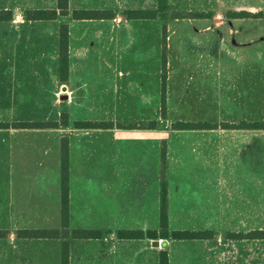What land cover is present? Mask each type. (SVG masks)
Wrapping results in <instances>:
<instances>
[{"label":"crops","instance_id":"1","mask_svg":"<svg viewBox=\"0 0 264 264\" xmlns=\"http://www.w3.org/2000/svg\"><path fill=\"white\" fill-rule=\"evenodd\" d=\"M150 1L69 0L68 15L60 16L61 26L67 25L69 28V73L67 81L62 83L70 84L74 81L69 78L72 73L73 41L75 32L82 23L108 29L103 34L96 33L97 38L105 36L106 33L111 37L126 32L129 38L140 32L144 34L143 27L146 21L148 24L145 26L149 27L150 19H128L125 12L133 10V6L136 10L144 11L143 6L148 7ZM189 2L199 6L247 3L255 5L260 4L261 0ZM48 5H56L57 9V0H0V11L11 13L9 19L0 20V123L10 125L9 128L0 127V232L4 233L0 236V264H62L65 245L68 249L69 264H158L161 251H168L169 264H264V239L260 235L256 236V233L264 231V128L256 126L264 122L261 18L254 15L247 18H229V12L225 15L208 12L207 8H198L200 13L207 15L204 18L187 17L190 22L184 26L190 27V43L193 48L199 46L207 54L215 52L220 55L222 62L218 63L210 57L213 68L216 63V76L220 79L223 71L227 78L233 75L231 80H206L205 98L207 108L211 111L210 123L179 122V126L175 123L170 130L174 131L175 143L182 132L191 135L190 138L197 144L193 148V163L203 166L205 173H190L189 176L183 175V178L175 174L173 179L169 176L168 181L165 174L169 223L173 182V221L176 227L174 232H198L204 236L169 240L148 237L121 239L118 236L121 231L159 232L162 173L157 172L158 165L152 166L155 174L149 179L144 176L136 179V175L125 172L112 175L109 186L102 182L105 176L100 173L94 174L90 183L87 182L88 174L82 166L89 159L98 164L109 160L100 156V144L104 147L107 145L102 142L97 144V140L102 139V136L109 137L111 146H116L119 140L123 143L125 139L149 140L152 141L153 149L158 150L157 153L162 144V149L166 148L167 160L170 156V143L166 139L169 131L159 125L149 128L123 126L113 129H78L70 119L67 126L59 127L62 128L60 134L59 128L47 125L53 122L47 118L41 122L20 119L6 121L7 101H13L15 98L28 101L19 87L22 85L21 80H16L15 77L21 75L25 69H47L48 64L51 69L54 68L52 45L54 23L58 18L29 20L27 16L28 11L48 10ZM76 5H93L91 8L77 10L108 11L112 18L76 19L73 12L77 10L72 12L73 6ZM25 6L29 7L24 9ZM175 20H179V17H175ZM178 26L175 25L181 41V36L185 33L183 27L178 30ZM232 62L234 64H231ZM37 74L35 71L34 82L28 84L33 91L29 100L38 95H45L47 98L48 87L52 98L53 80H50L45 88V80H36ZM76 81L79 83L76 90L78 95H74L77 96L79 106L86 101L89 86L83 80ZM191 83L192 80H187L184 87L183 83H180L181 87L176 86L175 111L180 108L183 94H190L188 85ZM71 93L74 91L71 92L68 86L69 100L72 99ZM11 113L17 115L15 111ZM69 117L71 118L70 113ZM14 123H45L46 126L19 129L11 126ZM26 132L32 134L30 144L36 149L39 157L7 155L8 151L12 153L19 143L15 134L24 135ZM63 139L68 140L69 148L68 237H22L19 235L22 231H53L55 206L58 205L62 213V158L58 173L57 169L49 164L52 159L48 158V154L53 152L54 143L59 141L62 144ZM83 140H89L91 143L88 145V156L83 155ZM40 153L43 155L41 158ZM176 153L177 146L175 155ZM118 161L116 154L112 155L110 162L117 165ZM135 180L141 181L145 188L139 195L134 194L132 181ZM187 180L193 182L192 189L198 186V182L204 187L206 212L221 213L216 219L214 215L209 217L210 221L203 231L188 225V220L193 219L196 210L192 202L187 204L185 198H193L197 193L193 190V196H189L183 190ZM201 182H204V185ZM56 188L59 190L58 196L55 193ZM135 196H140L136 202L125 200ZM183 196L184 199H181ZM77 230L95 231L101 236L91 239L75 238L73 232ZM252 233L253 236H248ZM55 241L60 243V252L57 255ZM163 241H167L166 247L161 245ZM155 242H159V246H154Z\"/></svg>","mask_w":264,"mask_h":264},{"label":"rangeland","instance_id":"2","mask_svg":"<svg viewBox=\"0 0 264 264\" xmlns=\"http://www.w3.org/2000/svg\"><path fill=\"white\" fill-rule=\"evenodd\" d=\"M159 0H151L149 6L144 5V11H155L156 18L150 19L149 27L146 28L147 21L143 27L144 34H133L129 38L124 32L115 34L113 36L96 37V33L107 32L108 29L90 23H82L75 32V39L73 41L72 53V73L69 75L72 83L63 84L60 80L59 64H58V33L62 24V17H58V21L54 24V68L51 69L47 65L44 69H25L22 70L21 75L15 77L16 80H21V92L28 101L18 100L15 98L13 101H7L5 119L18 121L32 120L34 122L46 121V118L53 122L63 123L67 120L68 124L70 119L75 122H113L120 126L129 127H157L161 126L167 134V141L170 148V156L167 157L165 174L172 179L175 174L188 175L190 173L204 174L205 169L203 166L195 165L193 163V148L197 145L190 137V134H179V140L175 143V134L172 130L175 123L180 125L179 122H194L206 123L211 122V111L207 108L206 100V80H228L231 77H225L223 71L221 78L216 76V63L213 68L210 64V57H213L217 63L222 59L220 55L215 52L206 53L201 47H192L190 43V27H184L190 21L187 17L193 14H200L198 8L209 10L208 12L222 13L227 15L228 12H248L254 16L261 18V36H262V62H263V80H264V0L260 4H244V5H194L189 0H167V7L159 9ZM29 6H25L24 9ZM40 7V6H38ZM49 9H56V5L46 6ZM93 5H76L73 10L82 8H91ZM48 9V10H49ZM133 10L136 7L133 6ZM234 10V11H231ZM242 10V11H241ZM179 17V20H175ZM72 19V18H71ZM182 20V21H181ZM90 24V26H85ZM178 24V30L183 27L184 36L177 34L175 25ZM99 29V30H98ZM176 29V30H175ZM167 36L166 56H167V111L166 116H161V88L163 77V36ZM193 50H192V49ZM225 63V58H224ZM231 64H234L233 62ZM37 71L38 77L36 80H45V88L48 87L49 81L53 80V93L52 98L49 94L45 98L38 95L37 97L29 98L33 92L28 86L29 83L34 82V72ZM235 71V69H234ZM232 71V72H234ZM7 80H12L7 78ZM48 80V82H47ZM76 80H83L89 86V94L86 96V101L78 106L76 90L79 83ZM187 80H192L191 85H188L190 94L187 96L183 94V100L180 108L175 111L174 109V92L176 86L183 83V87ZM194 80V81H193ZM48 83V84H47ZM47 86V87H46ZM68 86L71 88L72 99L69 100ZM73 90V91H72ZM76 94V95H74ZM21 95V96H23ZM26 103V104H25ZM29 103V104H28ZM21 106V108L19 107ZM11 111H15L17 115H12ZM71 111V112H70ZM69 113L71 118L69 117ZM154 122V125H153ZM61 127V126H60ZM62 128H59L61 134ZM57 134V133H55ZM183 136V138H182ZM181 137V138H180ZM186 137L188 139H186ZM15 139L19 141L12 153L8 151L7 155L21 156L27 158L39 157L36 154V149L32 147V134L30 132L24 135L15 134ZM22 139V141H21ZM104 139L106 141H104ZM14 141V143L16 142ZM11 139L9 143L11 144ZM84 156L89 155L88 145L91 143L88 140H83ZM107 144L105 147L100 144V156L109 159L106 163L98 164L97 162L89 159L82 167L85 173L88 174L90 183L94 174H101L105 176L102 182L111 184V176L120 173H131L136 175V179L144 176L150 178L155 174L152 169L153 165H158V173H162L163 159H162V144L159 153L157 149H153L152 141L149 140H127L123 143L119 140L117 145H110L111 140L109 137L102 136V139L97 140ZM45 145V143H43ZM50 145V146H49ZM51 147V144L48 143ZM175 146H177V153L175 155ZM61 144L59 141L54 143L53 152L48 154V158L52 161L53 168L57 169L60 173L61 165ZM161 151V153H160ZM88 154V155H87ZM98 153H96L97 155ZM118 157V164H112L110 161L112 155ZM99 155V154H98ZM43 155L40 153V158ZM96 158V157H95ZM126 159V161H123ZM81 168V167H80ZM176 170V172H175ZM138 176V177H137ZM140 176V177H139ZM59 180V177L58 179ZM184 183V182H183ZM186 186L183 190L188 195L193 196V190L197 195L193 198L186 197L187 204L192 202L194 210L193 219L188 220L189 227H194L198 231H203L206 228L207 222L210 221L212 215L215 219L221 216L220 212L212 213L206 212V198L205 189L200 186L199 182L197 187L192 189L193 182L187 180ZM204 185V182H201ZM134 185L135 195L144 191L145 188L141 181H132ZM177 184V182H176ZM162 192V191H161ZM174 185L171 182V207L170 216L171 223H169L170 232L175 230L174 217ZM56 196L59 195V190H55ZM140 196L126 198L128 201H138ZM184 199V196L181 198ZM161 201V195H160ZM215 205V209H216ZM169 208V205H168ZM189 209V207H186ZM54 226L55 229L61 230L62 226V213L59 211V206H55ZM210 217V218H209ZM169 240V239H167ZM59 242L55 241V255L60 252ZM263 259H264V242H263Z\"/></svg>","mask_w":264,"mask_h":264},{"label":"trees","instance_id":"3","mask_svg":"<svg viewBox=\"0 0 264 264\" xmlns=\"http://www.w3.org/2000/svg\"><path fill=\"white\" fill-rule=\"evenodd\" d=\"M159 9H165L167 7V0H159ZM69 13V0H57V9L55 10H37L28 11L27 16L29 20H56L60 16L68 15ZM76 19H110L112 15L108 11L100 10H77L73 12ZM155 11H140V10H129L125 12V16L128 19H154L156 18ZM207 14H193L192 17H202L204 18ZM248 12H229V18H242V17H252ZM11 16L10 12L0 11V20L9 19ZM259 17V16H256ZM163 77H162V88H161V116L164 118L167 111V56H166V46H167V36H163ZM59 73L61 82H66L69 73V28L67 25H62L59 30ZM48 126L52 125L53 128L57 129L60 126H67V120H63V123L52 122L48 123ZM154 125V122H153ZM13 128L19 129H29V128H39L41 126H46L45 123H14L11 125ZM256 126L264 128V122L261 124H256ZM0 127L9 128L10 125L5 123H0ZM75 127L78 129H113L123 128V126L117 125L113 122H76ZM61 158H62V179H61V194H62V229L48 231L47 233L41 231H22L19 233L22 237H41L40 235H48V237L53 238H67L69 231V148L68 140L63 139L61 144ZM162 159H163V169H162V192H161V209H160V230L149 231L147 233L141 231H121L118 236L121 239H142L148 237L149 239H194L201 238L204 236L202 233L198 232H170L169 231V219H168V202H167V191L165 184V165H166V148L162 149ZM4 233L0 232V236ZM264 239V231L256 233ZM75 238L81 239H91L99 238L101 234L95 231L87 230H77L73 232ZM248 236H253L249 234ZM62 264H69L68 261V249L65 245L62 251ZM158 264H169V253L168 251H161L159 254Z\"/></svg>","mask_w":264,"mask_h":264},{"label":"water","instance_id":"4","mask_svg":"<svg viewBox=\"0 0 264 264\" xmlns=\"http://www.w3.org/2000/svg\"><path fill=\"white\" fill-rule=\"evenodd\" d=\"M161 245H162L163 247H166V246H167V241H163ZM154 246H159V242H155V243H154Z\"/></svg>","mask_w":264,"mask_h":264}]
</instances>
